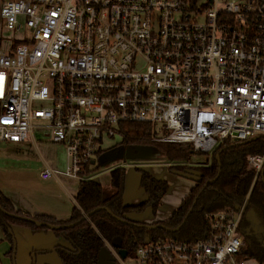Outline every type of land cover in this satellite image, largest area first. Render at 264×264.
<instances>
[{
  "label": "built area",
  "instance_id": "2783aa9c",
  "mask_svg": "<svg viewBox=\"0 0 264 264\" xmlns=\"http://www.w3.org/2000/svg\"><path fill=\"white\" fill-rule=\"evenodd\" d=\"M0 14L20 34L0 50V142L63 147L66 169L43 180L81 181L129 124L207 155L264 138V0H5ZM246 165L243 202L206 215L205 239H160L124 260L108 247L116 262L243 264L238 226L264 151Z\"/></svg>",
  "mask_w": 264,
  "mask_h": 264
},
{
  "label": "trees",
  "instance_id": "16d2710c",
  "mask_svg": "<svg viewBox=\"0 0 264 264\" xmlns=\"http://www.w3.org/2000/svg\"><path fill=\"white\" fill-rule=\"evenodd\" d=\"M122 129V140L118 143V147H156L170 162H188L190 156L195 154L188 145L150 142L153 130L146 124H129L122 126ZM263 151L264 138L262 137L246 144L224 143L214 151L209 164L191 167L190 169L199 172L200 182L191 189L171 217L160 223L167 229H175L181 224L204 184L215 179L218 164L221 166L220 176L198 197L185 224L176 233H167L161 229L148 230L136 227L135 223L122 222H128L126 216L132 212H141L146 208L155 212L168 189L165 181L157 180L147 172L140 171L139 186L147 195V200L135 207L125 206L123 204L125 184L123 168H115L110 172V187L113 193L109 197L103 195L101 186L89 179L93 170L87 169L76 195L78 209H73L70 219L66 222H57L47 217L30 218L23 215L15 211L1 193L0 208L10 215L30 218L54 226L70 225L80 221L83 214H88L96 208H106L110 213L100 210L73 228L52 232L56 237H63L72 247L71 250L56 248L60 262L61 264H96L99 251L105 247V242L111 245L115 238L121 239L120 248L127 252L129 258L134 255L139 246L160 239L171 238L186 242L205 239L208 233L206 215L224 211L232 212L243 202L254 177V171L246 165L247 158L260 155ZM216 155L219 156V163ZM185 168L187 167L177 164L170 166L169 170L182 171ZM10 226L26 227L33 233L48 231L44 227L16 220L0 213V228L5 239L10 243L13 242ZM238 232L242 237L243 247L236 256L237 260L253 259L259 264H264V173L263 177L259 175L256 178L252 186L239 222Z\"/></svg>",
  "mask_w": 264,
  "mask_h": 264
},
{
  "label": "crops",
  "instance_id": "0c3cea01",
  "mask_svg": "<svg viewBox=\"0 0 264 264\" xmlns=\"http://www.w3.org/2000/svg\"><path fill=\"white\" fill-rule=\"evenodd\" d=\"M4 1L0 0V10ZM2 22L0 14V50L6 51L13 45L12 42L15 39L6 46V42L3 41L5 29ZM0 144L6 146V149H0V193L9 201L13 209L30 218L47 217L57 222L68 221L73 209H78L76 195L80 181L61 175H55L48 180L40 178V173L45 169L57 171L66 169L68 160L64 148L45 142L37 134H34L30 141L0 142ZM222 144L224 143H221L219 147ZM115 148L118 146L108 148L105 152ZM99 156L92 162L93 167H90V170L95 171V175L91 174L89 179L101 186L103 195L109 197L113 193L110 187V172L122 167L112 165L114 160H106L96 165ZM169 168L166 173H163L165 176L156 175L154 172L152 174L146 169L140 170L147 172L157 180L165 181L168 189L155 212L146 208L141 212L129 213L126 216L128 222L135 223V225H160L171 217L182 200L188 196L196 183L188 180L183 187L179 189L174 187L173 190L178 192H170L172 186L170 182L174 184L175 181L169 176L171 172ZM166 176H168L167 179ZM125 177L123 204L135 207L146 202L147 195L139 186L140 176L135 181L132 174L126 173ZM169 178H171L170 182ZM85 215L83 214V217ZM10 230L13 237L12 243L5 239L0 228V264H61L56 248L68 250L72 248L67 240L61 236H54L51 231L33 233L29 228L21 226H10ZM105 247L112 248V245L105 242ZM243 264L259 263L249 259L244 260Z\"/></svg>",
  "mask_w": 264,
  "mask_h": 264
},
{
  "label": "rangeland",
  "instance_id": "374dc122",
  "mask_svg": "<svg viewBox=\"0 0 264 264\" xmlns=\"http://www.w3.org/2000/svg\"><path fill=\"white\" fill-rule=\"evenodd\" d=\"M7 1V0H6ZM3 23V22H2ZM19 33H13L11 31H6L5 34L3 35V41L6 42V46L10 45V43L13 41V39H16L19 37ZM26 141H30V138H28ZM121 138L120 137H114V138H107L104 140L102 143V149L106 150L111 147H115L118 143H120ZM5 143V142H1ZM0 149L4 150L6 149V146L0 144ZM128 149V148H127ZM125 149L123 152V157L118 158L114 160L112 165H121V167L124 169L125 174H132L134 175V181L140 176V170L146 169L149 172L153 174V172L156 175H161L165 176L163 173L167 172V169L170 166H175L174 164L183 165L186 166L187 168L191 167H197V166H205L209 164L211 160V156L207 154H200V153H195L190 156V159L188 162H170L167 160L163 154L156 148V147H142V146H133L132 149L127 150ZM96 165H99V162H96ZM102 167V165H100ZM91 167H93L91 165ZM186 169V168H185ZM95 172V171H94ZM94 172H92L93 175ZM170 177H173L175 183H171L169 178L170 185V192L174 193L173 191L178 192L177 190H173L174 187L176 189H179L186 185L188 182V179H185L183 177L176 176L172 174V171L169 173ZM168 176H166V179ZM126 180V177H125Z\"/></svg>",
  "mask_w": 264,
  "mask_h": 264
},
{
  "label": "water",
  "instance_id": "95a60500",
  "mask_svg": "<svg viewBox=\"0 0 264 264\" xmlns=\"http://www.w3.org/2000/svg\"><path fill=\"white\" fill-rule=\"evenodd\" d=\"M257 139V138H255ZM255 139H251L247 142H244L242 144H246L248 142H251ZM142 147H146V146H142ZM133 147H129L128 149L127 148H123V147H118V148H115V149H111V150H108L107 152L103 153L102 155L99 156V163H103L104 161L106 160H116L118 158H122L123 157V152L125 149L129 150V149H132ZM216 160L218 161L219 163V156L217 155L216 156ZM220 171H221V166L220 164H218V172H217V175L215 177L214 180H210L208 182H206L204 184V186L202 187V189L200 190V192L198 193V195L194 198V201L192 203V206L191 208L189 209L188 213L186 214L185 218L183 219V221L181 222V224L175 228V229H167L165 228L163 225H135L136 227H140V228H145V229H148V230H156V229H161L167 233H176L178 232L181 227L185 224L187 218L189 217V215L191 214L197 200H198V197L202 194V192L210 185L212 184L214 181H216L218 179V177L220 176ZM263 173H264V169L261 171V177H263ZM172 174L176 175V176H179V177H183L185 179H188L194 183H199L200 182V174L199 172H197L196 170L194 169H190V168H186L182 171H179V170H172ZM100 210H103V211H106L108 213H110L106 208H103V207H100V208H96L95 210L91 211L90 213L86 214L80 221L78 222H75V223H72L70 225H64V226H54V225H50V224H46V223H41L39 221H36L34 219H30V218H25V217H18V216H14V215H10L8 213H6L5 211H3L1 208H0V213L4 214L5 216L7 217H10V218H13V219H16V220H20V221H24V222H28V223H31L33 225H36V226H39V227H44L46 228L48 231H58V230H66V229H70V228H73L75 227L76 225H78L81 221L83 220H87L89 219L95 212L97 211H100ZM235 210L237 211L238 210V206L235 207ZM124 223H129V222H126V221H122ZM112 248L116 250L117 254L120 256V258L122 260H124L126 257H127V252L123 249L120 248L121 246V239L120 238H115L113 239L112 241ZM96 264H117L115 262V259L112 255V253L110 252V250L107 248V247H103L100 249L99 251V254H98V259H97V263Z\"/></svg>",
  "mask_w": 264,
  "mask_h": 264
},
{
  "label": "flooded vegetation",
  "instance_id": "af4514ba",
  "mask_svg": "<svg viewBox=\"0 0 264 264\" xmlns=\"http://www.w3.org/2000/svg\"><path fill=\"white\" fill-rule=\"evenodd\" d=\"M198 167V166H197ZM190 168V167H189ZM264 169V166H263V168H262V170ZM261 170V171H262ZM260 176H261V173H260ZM251 193V192H250ZM248 199H249V197H248ZM248 199H247V201H248ZM247 204V203H246ZM246 207V206H245ZM245 210V209H244ZM244 213V212H243ZM243 215V214H242Z\"/></svg>",
  "mask_w": 264,
  "mask_h": 264
}]
</instances>
